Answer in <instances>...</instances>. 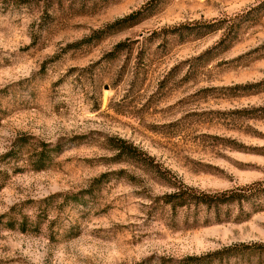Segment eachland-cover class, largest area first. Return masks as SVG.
I'll return each instance as SVG.
<instances>
[{
    "label": "rangeland",
    "instance_id": "374dc122",
    "mask_svg": "<svg viewBox=\"0 0 264 264\" xmlns=\"http://www.w3.org/2000/svg\"><path fill=\"white\" fill-rule=\"evenodd\" d=\"M118 139L264 179V0H0V264H264V204L172 210Z\"/></svg>",
    "mask_w": 264,
    "mask_h": 264
},
{
    "label": "trees",
    "instance_id": "16d2710c",
    "mask_svg": "<svg viewBox=\"0 0 264 264\" xmlns=\"http://www.w3.org/2000/svg\"><path fill=\"white\" fill-rule=\"evenodd\" d=\"M131 17V14L116 21L120 23ZM209 27L212 24H207ZM210 30V28H209ZM120 145H115L113 149L117 150V155H124L131 160H134L143 169L152 172L159 179L163 180L167 184L172 186V190L159 197V200L168 204L172 210L177 207H190L192 206H205L206 208L217 209L221 205H228L231 203L241 204L242 202H253L256 207H260L264 204V179L255 180L248 184L232 187L229 189L207 192L187 187L185 185L175 184L171 182L170 178L155 164L152 159L138 151L134 146L124 145V140H117ZM170 186V187H171ZM259 209V208H258ZM246 252L264 254V244H253L240 246ZM232 246L230 249H234ZM228 250V249H227ZM217 252H214V255ZM195 257H189L188 259H194Z\"/></svg>",
    "mask_w": 264,
    "mask_h": 264
}]
</instances>
